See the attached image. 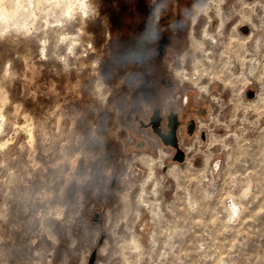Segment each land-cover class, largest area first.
I'll use <instances>...</instances> for the list:
<instances>
[{
    "label": "rangeland",
    "instance_id": "1",
    "mask_svg": "<svg viewBox=\"0 0 264 264\" xmlns=\"http://www.w3.org/2000/svg\"><path fill=\"white\" fill-rule=\"evenodd\" d=\"M160 1L0 0V261L87 264L103 232L94 264H264V0H189L168 65L207 108L181 164L124 122L150 81L125 11L136 44Z\"/></svg>",
    "mask_w": 264,
    "mask_h": 264
},
{
    "label": "flooded vegetation",
    "instance_id": "2",
    "mask_svg": "<svg viewBox=\"0 0 264 264\" xmlns=\"http://www.w3.org/2000/svg\"><path fill=\"white\" fill-rule=\"evenodd\" d=\"M188 2L189 0H178L177 16L167 0L160 1L155 8L136 10L140 16L137 28L140 37L136 44H131L134 30L129 28L132 9L128 7L125 11V18H128L127 33L121 39L130 47L131 65L140 70H144L145 67L150 78L148 88L141 87L139 90L143 99L130 103L125 113L124 122L129 128L128 137L136 138L134 147H143L148 136L155 138L160 146L167 150L168 163L176 164H181L186 156L184 141L197 136L201 140L205 137L202 128L199 127V119L203 118L207 108L204 100H189V95H185L183 99V93L179 88L181 84L173 77L172 64L168 65V59L176 57L185 45L180 26L187 17ZM173 19H176L174 28L171 23ZM144 103L148 104L145 116L140 112ZM171 141H175L177 148L182 150L179 154L181 161L174 160L177 148L171 145ZM168 163L163 165L162 171L167 169ZM117 180V174L113 172L108 182L109 188L115 187ZM88 217L94 223L101 219L99 212L89 214ZM104 234L102 232L97 236L87 264L91 258V264H94L93 249L102 242Z\"/></svg>",
    "mask_w": 264,
    "mask_h": 264
},
{
    "label": "water",
    "instance_id": "3",
    "mask_svg": "<svg viewBox=\"0 0 264 264\" xmlns=\"http://www.w3.org/2000/svg\"><path fill=\"white\" fill-rule=\"evenodd\" d=\"M246 95H247L248 97H251V96L253 95V91H252V90H248V91L246 92ZM164 142H165V141H164ZM165 143H167V142H165ZM171 145H173L174 147L177 148V144H176L175 141H171ZM181 153H182V150H180V149L177 148V153H176V155L174 156V160L181 161L182 158L179 157V154H181ZM91 261H92V258H91L89 264L92 263Z\"/></svg>",
    "mask_w": 264,
    "mask_h": 264
},
{
    "label": "bare ground",
    "instance_id": "4",
    "mask_svg": "<svg viewBox=\"0 0 264 264\" xmlns=\"http://www.w3.org/2000/svg\"><path fill=\"white\" fill-rule=\"evenodd\" d=\"M30 141H33V135L29 132Z\"/></svg>",
    "mask_w": 264,
    "mask_h": 264
},
{
    "label": "clouds",
    "instance_id": "5",
    "mask_svg": "<svg viewBox=\"0 0 264 264\" xmlns=\"http://www.w3.org/2000/svg\"><path fill=\"white\" fill-rule=\"evenodd\" d=\"M33 243H34V241H33ZM0 264H5V262L4 261H0Z\"/></svg>",
    "mask_w": 264,
    "mask_h": 264
}]
</instances>
